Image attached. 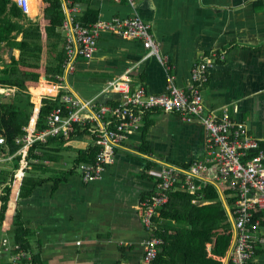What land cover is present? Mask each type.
Masks as SVG:
<instances>
[{
  "label": "crops",
  "instance_id": "0c3cea01",
  "mask_svg": "<svg viewBox=\"0 0 264 264\" xmlns=\"http://www.w3.org/2000/svg\"><path fill=\"white\" fill-rule=\"evenodd\" d=\"M33 1L35 13H30L37 17L38 5ZM61 2L63 12L66 2L78 6L77 19L86 23L139 16L150 26L159 57L150 55L141 41L103 33L91 57H78L76 69L53 82L57 93L64 88L81 101L110 105L118 101L119 94L107 89L108 84L124 77L133 87L142 84L147 92L159 95L166 92L168 74L184 89L192 67L208 57L212 65L201 87L205 110L227 109L264 147V0H137L134 8L125 0ZM43 15L48 25L45 7ZM44 49L47 51L46 46ZM162 61L170 66L169 71ZM145 118L143 127L150 122L146 134L142 127L120 145L115 163L101 180L83 183L75 171L57 184L48 180L20 200L22 218L34 232L33 253L42 264H141V243L147 231L139 205L155 188L153 170H159L163 161L192 163L205 151L198 124L184 123L158 110ZM91 145L92 134L66 140L65 160L54 165L44 162L50 168L40 176L50 178L67 171L77 152ZM13 215L8 232H4L5 223L0 229V264L10 263L17 254L18 245L9 243ZM255 236L258 255L252 264H264V224ZM31 256L32 252L26 253L25 259Z\"/></svg>",
  "mask_w": 264,
  "mask_h": 264
},
{
  "label": "built area",
  "instance_id": "2783aa9c",
  "mask_svg": "<svg viewBox=\"0 0 264 264\" xmlns=\"http://www.w3.org/2000/svg\"><path fill=\"white\" fill-rule=\"evenodd\" d=\"M11 1L22 10L29 22L41 27L40 17L30 14L31 0ZM121 1L115 0L116 3ZM125 1L132 8L137 2ZM64 7L65 19L60 32L65 39L66 73H72L76 69L78 57H91L97 39L106 32L120 35L127 40L141 41L150 55L159 57L158 45L150 34V26L139 16L125 20L114 17L110 21L97 20L83 24L77 19L81 11L78 6L66 2ZM221 58L224 59L223 56ZM162 62L166 71H169L170 66H167L165 61ZM211 65L212 60L208 57L195 64L184 89L179 88L175 77L168 74L166 92L159 95L147 92L142 84L133 87L127 78L114 79L107 87L119 94L114 106L100 105L94 100L81 101L76 97L64 95L61 99L63 106L55 108L49 114L47 129L41 132L36 130L38 111L33 129L29 126L25 129L27 135L16 140L17 144L23 143L16 154L22 156V166L15 177L14 185H17L20 177L18 196L25 175L24 169L28 165L27 154L36 141L45 142L48 136L60 134L67 137L73 132L74 124L87 126L95 136L98 154L93 163L81 164L77 171L83 183L97 182L104 178L108 168L115 163L120 145L142 129L147 112L158 110L165 114H175L182 122L196 123L202 129L205 140L204 156L187 165L163 161L159 170H153L156 177L155 188L142 198L139 205L142 223L147 231V236L141 243V264H158L162 239L154 233L153 217L158 215L157 211L161 206L169 202L171 192L189 193L194 196L193 203L205 205L209 202L203 199V192L211 186L216 187L224 199L232 197L235 207L234 212L231 211L234 228L229 239V248L226 254L218 259L222 264H252L258 250L255 234L264 221L261 218L255 219L256 215L264 213V147L243 124L231 118L227 109L205 110L201 87L207 82V71ZM62 76L57 77L60 79ZM14 91L15 89L0 90L6 96H12ZM64 110L67 111L65 116ZM5 146L6 139L0 135V147ZM13 157L1 153L0 164L11 161ZM227 192L230 193L229 196ZM5 245L6 243L3 251ZM15 248L17 254L12 256L8 264H17L26 258L25 252L18 246ZM2 254L3 252L0 257Z\"/></svg>",
  "mask_w": 264,
  "mask_h": 264
},
{
  "label": "trees",
  "instance_id": "16d2710c",
  "mask_svg": "<svg viewBox=\"0 0 264 264\" xmlns=\"http://www.w3.org/2000/svg\"><path fill=\"white\" fill-rule=\"evenodd\" d=\"M36 3L38 5V17L42 21L41 27L39 24L29 22L22 10L11 0H0V50L7 47L8 50L19 51V57L13 56L9 62H6L0 55V90L15 89L11 99H8L5 93L0 92V135L6 139V146L0 147V154L6 153L7 157L14 156L11 161L0 165V229L5 218V226L10 227L12 209L17 202L20 177L16 187L14 185L15 177L22 166V158L16 154L23 143L17 144L16 140L27 135L25 129L29 126L33 129L38 111L36 130L41 132L47 129L49 114L55 108L63 106L61 99L64 95L70 96V92L62 88L56 96H44L41 99V97L33 95V102L38 103L41 99L39 105L31 101L28 86L33 92L35 89L42 90L44 83L49 82L47 79L55 83L60 82L57 76L65 75L64 61L66 59L65 39L60 32L65 19L61 0H44L45 18L49 21L48 25L43 17L44 4L42 0H36ZM33 4L34 2L31 0V13H35V5ZM95 21L97 20L90 23ZM83 24L89 23L84 22ZM42 34L44 37L47 34L46 52L48 55H44L43 68L41 69L42 54L45 47ZM46 58L48 59L47 79L41 78L40 80V75L41 77L45 76ZM27 84L29 85L27 86ZM56 92L57 88H54L47 95L56 94ZM33 93L35 94V92ZM116 103L113 102L110 106H114ZM64 112L65 116L67 111L64 110ZM144 119L146 118L144 117ZM149 125L150 122L144 125L143 134H146ZM88 130L87 126L74 124L73 132L67 137L63 134L48 136L45 142L36 141L28 151V166L24 169L25 175L20 186L9 235L10 245H18L20 250L27 254L32 252L30 260L25 258L21 260L23 264H42L43 262L38 255L33 253L34 232L27 228V223L22 218L19 202L30 197L37 187L48 180H52L54 184L62 182L66 180L69 174L75 173L81 164H89L95 161L98 147L95 145L94 134ZM84 134H92L94 145L84 151H78L77 156L72 161L71 168L54 177L44 178L40 176L50 168L44 162L47 161L54 165L65 160L63 146L66 140ZM14 188L15 191L11 198ZM226 194L229 196L230 193L227 192ZM193 198L194 196L189 193L171 192L169 202L161 206L157 211L158 215L153 217L154 233L162 239L157 258L158 264H222L218 257L226 254L234 228L226 204L234 212V199L229 196L223 200L222 195L213 186L203 192V199L209 204L193 203ZM8 205L9 210L7 212ZM262 217L264 214H258L255 219ZM6 235L3 234L5 239ZM208 245L211 247L210 251H207ZM257 255L258 251L256 250L254 259Z\"/></svg>",
  "mask_w": 264,
  "mask_h": 264
},
{
  "label": "rangeland",
  "instance_id": "374dc122",
  "mask_svg": "<svg viewBox=\"0 0 264 264\" xmlns=\"http://www.w3.org/2000/svg\"><path fill=\"white\" fill-rule=\"evenodd\" d=\"M34 2V1H33ZM33 5H35V4H33ZM31 14V13H30ZM20 39V38H19ZM44 43H46V40L44 39ZM8 51H10V50H8V48L7 47H5V48H2L1 50H0V55H1V57H3V59L6 61V62H9L10 60H9V52ZM17 52V53H16ZM44 55H48L47 54V52H46V49H44L43 50V55H42V61H41V69H42V62H43V58H44ZM13 56L15 57V58H18L19 57V51L17 50V51H14V53H13ZM47 58H46V62H47ZM46 72V71H45ZM40 78H41V75H40ZM39 78V79H40ZM45 78L47 79V75H46V73H45ZM47 81H49L50 82V84H51V88L49 89V90H40V92H35V94L32 92V90H31V88L28 86L29 84H27V86H28V91L30 92V94H31V101H32V97H33V95L34 96H37V97H41V96H56V94H57V92H56V94H50V95H47L52 89H54L55 88V83H53V82H51L50 80H48L47 79ZM57 85V84H56ZM37 94V95H36ZM8 97V99H11V97L12 96H7ZM32 103H34V104H36V105H39V103H40V101L38 102V103H35V102H33L32 101ZM36 108V107H35ZM36 110V109H35ZM21 158H22V156H21ZM0 209H1V206H0ZM8 210H9V206H8V209H7V212H8ZM12 215H13V212L11 213ZM6 221H4V223H5ZM4 232H8V230H9V226H5L4 227ZM6 243V239H5V242H4V244Z\"/></svg>",
  "mask_w": 264,
  "mask_h": 264
},
{
  "label": "water",
  "instance_id": "95a60500",
  "mask_svg": "<svg viewBox=\"0 0 264 264\" xmlns=\"http://www.w3.org/2000/svg\"><path fill=\"white\" fill-rule=\"evenodd\" d=\"M43 45L46 46V43H44V39H43ZM15 50L13 49H10L9 51V60L13 57V53H14ZM43 55V54H42ZM43 66V65H42ZM43 68V67H42ZM46 68H47V62L45 64V71H46ZM16 187V186H15ZM14 191H15V188L13 189V192H12V196L14 194ZM12 198V197H11ZM10 203V202H9ZM9 206V205H8ZM211 250V247L208 245L207 246V251H210Z\"/></svg>",
  "mask_w": 264,
  "mask_h": 264
},
{
  "label": "bare ground",
  "instance_id": "6f19581e",
  "mask_svg": "<svg viewBox=\"0 0 264 264\" xmlns=\"http://www.w3.org/2000/svg\"><path fill=\"white\" fill-rule=\"evenodd\" d=\"M51 87H52V86H51L50 83H46V84L44 85V89H43V90H49ZM56 88H57V85H56ZM33 92H40V90H36V89H35Z\"/></svg>",
  "mask_w": 264,
  "mask_h": 264
}]
</instances>
